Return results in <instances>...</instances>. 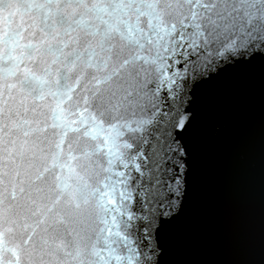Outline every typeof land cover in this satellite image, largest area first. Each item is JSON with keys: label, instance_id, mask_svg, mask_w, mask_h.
<instances>
[{"label": "snow or ice", "instance_id": "1", "mask_svg": "<svg viewBox=\"0 0 264 264\" xmlns=\"http://www.w3.org/2000/svg\"><path fill=\"white\" fill-rule=\"evenodd\" d=\"M264 58V0H0V264H160L191 87Z\"/></svg>", "mask_w": 264, "mask_h": 264}, {"label": "water", "instance_id": "2", "mask_svg": "<svg viewBox=\"0 0 264 264\" xmlns=\"http://www.w3.org/2000/svg\"><path fill=\"white\" fill-rule=\"evenodd\" d=\"M189 167L160 264H264V58L191 87Z\"/></svg>", "mask_w": 264, "mask_h": 264}]
</instances>
